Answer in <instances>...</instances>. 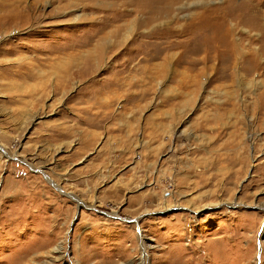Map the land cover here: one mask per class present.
I'll return each instance as SVG.
<instances>
[{
  "label": "rangeland",
  "instance_id": "rangeland-1",
  "mask_svg": "<svg viewBox=\"0 0 264 264\" xmlns=\"http://www.w3.org/2000/svg\"><path fill=\"white\" fill-rule=\"evenodd\" d=\"M169 1L0 0V264H264V0H178L86 54Z\"/></svg>",
  "mask_w": 264,
  "mask_h": 264
},
{
  "label": "bare ground",
  "instance_id": "bare-ground-1",
  "mask_svg": "<svg viewBox=\"0 0 264 264\" xmlns=\"http://www.w3.org/2000/svg\"><path fill=\"white\" fill-rule=\"evenodd\" d=\"M178 0H172V1H169V2H166V4H163L162 5V8H160L156 13H154L153 15H150V16H147V15H143L144 13L142 12V11H140V10H135V11H137V12H139V13H141L145 18H142V22L141 23H139L138 24V26H137V28H134V27H131L130 28V30H128V31H126V29L124 28V25H120L119 27H117V29H116V31H112L110 34H113V36H112V38H113V41L111 40V42H110V45H108V44H106V43H104L105 41H107V37H109V35H107L106 37H103V38H100L99 40L100 41H103V44L102 45H100L99 47H97V48H95V49H92V50H90V51H86V52H88V53H86V54H90V55H87L90 59H92V62H93V65H94V69H93V73H96V70L97 69H99L100 67H101V63L104 61V60H106L107 59V55H112L109 59H112L113 57H114V55L116 54L117 55V53H116V51L115 50H120L122 47V45L127 41V39H129V35L131 34V33H133V32H135L137 29H139V28H143V26H147V25H150L151 23H152V21H154V20H156L157 18H160V19H162L163 17H161V16H164V18L166 19L167 18V15H168V13H169V10L170 9H172L173 8V6H174V4L177 2ZM122 5H123V2H119V1H117L116 3H115V6L116 7H119V8H123L122 7ZM115 15H114V17H112L111 19L109 18V20L108 21H106L105 22V24H107L108 22H111V21H118V22H121V21H123L124 20V18H126L125 17V15L123 14L124 12L126 13V12H128V11H126V8L125 9H119V10H115V9H113V10H111ZM124 11V12H123ZM111 12V13H112ZM108 13V12H107ZM129 14V13H128ZM165 15H166V17H165ZM106 16H108V15H106ZM128 17V16H127ZM112 22V23H113ZM117 22V23H118ZM114 25V24H113ZM112 25V26H113ZM105 27V26H104ZM101 29V28H100ZM103 29V28H102ZM138 32V30L136 31V33ZM104 33H105V31H104ZM130 33V34H129ZM227 33V37H230V31H227L226 32ZM107 34H109V33H107ZM127 34H129V35H127ZM96 36V35H95ZM103 36V35H102ZM137 36V39H136V41L137 40H139L140 38H144V37H146V36H142L141 34H137L136 35ZM96 38V37H95ZM107 38V39H106ZM146 38H148V37H146ZM91 39V38H90ZM90 41V40H89ZM133 41H135V39L133 40ZM91 42V41H90ZM166 44V43H165ZM165 44H163V51H165V50H168V49H170V45H165ZM89 45V44H88ZM165 45V46H164ZM85 46H87V45H85ZM108 46V47H107ZM162 46V45H161ZM231 47H232V51H233V54H235L236 56H238V55H241V57H249V56H251V55H247L248 53L246 52V51H244L243 53H241V51L239 50V48H237V47H235V46H232L231 45ZM106 49H108V51L106 50ZM149 54V53H148ZM120 56V54L119 55H117L116 57H115V59L117 58V57H119ZM151 57V59H154L153 58V56H150ZM173 56L172 55H169V53H168V55L165 57V59H164V62L162 63V64H158V65H154V67L153 68H155L156 70L158 69L159 70V67H163L164 68V70H166L167 69V66H170V64L169 63H171V60L173 59L172 58ZM252 58L253 59H251V60H255V61H257V57H255V56H252ZM79 59H81L80 58V56L75 60V61H77V62H79ZM240 59L238 58L237 59V61H236V63H235V65H234V67H233V69H235V68H237L238 67V61H239ZM214 58H212V57H204V58H194V59H192L190 62H189V65L190 66H192L193 67V69H194V71H197V74L194 76V78L197 80V78H200V77H202L203 75H204V73H205V71H207V70H214V72H215V80L217 81V80H220V79H229V78H231L232 77V75H233V73H231V75H229V74H225V75H221V68H217V65L214 63ZM77 64H79V63H77ZM199 66H202V68H199ZM257 66H254V68H256ZM68 69V68H67ZM146 69V71L144 72L145 73V76L144 77H149V79H152V80H155V74L157 73V71L156 72H152V71H150L148 68H145ZM146 72H148V74L146 73ZM121 74H123V72L121 73ZM119 75V74H118ZM118 79V78H117ZM122 80V79H121ZM193 82L194 83H196V81L195 80H193ZM198 82V81H197ZM116 87H120V83L119 82H116ZM112 93V92H111ZM115 93V92H114ZM133 96V95H132ZM109 106V103H107L106 102V106L105 107H108Z\"/></svg>",
  "mask_w": 264,
  "mask_h": 264
}]
</instances>
